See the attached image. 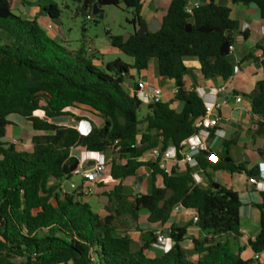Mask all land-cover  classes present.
Here are the masks:
<instances>
[{"label": "trees", "instance_id": "obj_1", "mask_svg": "<svg viewBox=\"0 0 264 264\" xmlns=\"http://www.w3.org/2000/svg\"><path fill=\"white\" fill-rule=\"evenodd\" d=\"M70 1L79 4L86 15L97 6L99 17L104 7L124 5L133 12L130 24H144L140 16L144 0ZM189 1L172 0L156 33L145 37L134 33L124 42L122 36L108 32L112 47L134 63L117 59L100 69L93 64L95 56L84 47L70 50L54 42L36 20L22 19L12 12L9 0H0V264H259V259H242L228 244L231 238L240 239L242 203L238 193L213 182L206 188L197 185L189 167L179 174L175 169L162 170L159 161L141 160L155 148H180L195 133L196 120L205 114L197 91L184 90L185 59H197L207 80L228 81L234 75L230 53L220 54L224 44L234 45L233 34L239 29L231 18L232 9L214 0H197L200 6L190 16L186 12ZM231 2L254 5L264 19V0ZM43 10L53 20L61 16L56 4ZM256 49L264 51V45ZM251 58L252 54L247 57ZM152 61L157 63L159 76L178 87L173 102L183 104L181 112L162 102L148 105L141 116L142 102L124 91L123 83L131 71H147ZM262 67L264 74V61ZM248 98L253 115L262 122L264 136V78ZM78 107L96 114L103 126L92 125L82 134L35 115L42 112L48 119L70 116L80 120L70 112ZM13 115L27 119L33 130L48 133L33 137L32 152H19L14 145L3 143ZM231 145L224 142L220 154L213 150L199 154V170L258 176L257 168L248 171L231 159ZM76 149L116 157L110 165L115 185L105 194L110 204L104 215L83 202L81 192L61 194L62 185L71 181L79 165L73 154ZM213 155L217 162L210 160ZM142 167L150 171L149 191L134 195L123 182ZM157 176L162 177L163 188L156 187ZM168 190L172 196L167 200ZM261 195L263 202L257 206L261 231L250 244L258 257L264 253V192ZM177 205L198 212L195 225L205 234L203 239L191 240L190 249L183 246L187 229L178 226L169 230L172 249L168 253L154 246L155 238L143 239L142 247L133 250L131 238L116 235L119 230L131 231L135 226L131 222L138 223L143 216L152 225H165ZM152 249L158 250L154 257L148 255Z\"/></svg>", "mask_w": 264, "mask_h": 264}, {"label": "crops", "instance_id": "obj_2", "mask_svg": "<svg viewBox=\"0 0 264 264\" xmlns=\"http://www.w3.org/2000/svg\"><path fill=\"white\" fill-rule=\"evenodd\" d=\"M9 1L11 4V9L17 11L19 13V17L28 21L36 20L39 26L51 40L61 43V45L68 43L66 36L63 34L62 27L57 23L56 20L51 19L49 15L43 10V8L53 5L54 3L52 1L48 0V3H45L46 1L44 0ZM14 1L16 2L15 7L13 6ZM214 1L218 5L230 7L232 9L231 18L237 21L239 25L238 31L233 34L234 51L232 52V60L234 62V75L228 81H224L220 78L207 80L201 75L199 61L195 58H187L185 59V65L187 66L188 73L182 80L184 90L197 91L199 89H203L209 93L211 90L218 89L224 85L231 86V92L224 96H220L228 99V105L220 110V129L224 133V138L210 140L212 150L220 154L223 151V143H231V159L236 164L243 165L248 171H252L257 168L258 176H256V178L259 181L264 182V150L262 149L264 146V136L263 134L261 136L257 135V132L260 130L259 122H261V120L257 116L253 115L251 110V102L248 98V96L255 91L257 83L264 78L262 67L263 60L260 58L261 52L263 51L256 49L257 45H264V19L261 18L259 10L254 5H234L232 4L231 0ZM171 2L172 0L143 1L140 16L144 24L147 26L149 33H156L160 30L162 26V20L167 15ZM195 2H197V0L189 1L190 4H194ZM139 28L140 27L138 26V29H135L134 33H136ZM85 49L87 52L95 56L93 64L100 69H104L107 63L113 62L117 59H120L126 63L122 59V55L125 54L112 47L107 37L97 39L92 47L89 46ZM250 54H252V58L247 59ZM107 57L115 59H109L110 61H106L108 60ZM133 63L126 64L133 65ZM136 74L140 77L139 82L144 81L153 86L162 88L164 91L163 102L171 104V108L176 112L182 111L183 104L179 102H173L174 95L171 93V91L174 87H177L175 82L161 78L159 76L156 61H152L148 70L140 74H138L136 71H131L130 75L123 83L124 91L130 96H134L137 89V84L130 81V79ZM158 76L161 79H159ZM237 96H241L243 98L241 103L236 102L235 99ZM209 98L212 99V96ZM75 110L76 108L70 109V112L74 116L82 118L79 123L75 121V118L70 116L57 119H48L47 121L58 126L75 128L82 134L88 133L92 125L98 128L103 126V121L89 109L86 108L88 111L86 115H77L74 112ZM35 115L41 117L43 120L45 118V116H41L37 113ZM94 118L100 120L101 122H97ZM9 121L11 122V125L6 129V135L3 139V143L14 145L16 150H18V148L21 146L20 151L32 152L33 137L48 134L47 132L33 130L32 124L25 118L13 115L9 117ZM83 151V149H76L74 150L73 154L76 157H79ZM167 167L169 171L175 169L179 174H185L188 170V166L181 162L176 163L169 161L167 163ZM201 176L204 179V183L201 186L205 188L208 187L209 182H213L225 189H229L238 193L242 203L240 209V239L238 241H234L231 238L228 241V244L232 247L233 252L237 255H240L242 259L255 260V253L253 252L250 244L256 240L261 231L262 215L257 206L263 202L261 194L264 192V190L250 184V177L245 172L228 173L226 171L208 170L206 172H201ZM139 178L142 179L141 184L138 185L141 187V193L147 194L150 187V171L147 168H140L136 176L125 180L123 185L135 191L134 184L137 180H139ZM80 180L81 183L78 185V188H81L84 184L83 180ZM114 185L115 183L110 177L109 166L104 180L95 186L94 194L98 188L110 192ZM156 187H164L163 179L160 176H157ZM101 199L102 198H99V201ZM108 210L109 207L106 206L104 207V212L102 214H100L99 210L94 211L100 215H104ZM197 214L198 212L194 209L180 208V210L177 212H172L170 220L165 225H153L150 227H147L146 225L147 231H139L136 233L133 231L119 230L116 235L119 237L127 235L133 241H136L137 236L140 235L143 245L145 234L150 233L155 235V233L159 230L167 233L172 226H178L187 229V239L185 240L183 246L186 249H190L192 247L191 240L205 238V234H203L196 227L193 221ZM137 226L139 229L142 228L140 227V224H137L133 227ZM157 251L158 250L152 249L148 252V255L150 257H154ZM258 262L259 264H264V253L259 257Z\"/></svg>", "mask_w": 264, "mask_h": 264}, {"label": "built area", "instance_id": "obj_3", "mask_svg": "<svg viewBox=\"0 0 264 264\" xmlns=\"http://www.w3.org/2000/svg\"><path fill=\"white\" fill-rule=\"evenodd\" d=\"M199 6V1L194 4H189L186 7L187 14L191 16L193 14V10ZM91 15L92 14H88L86 16L88 21L93 20ZM233 51L234 46H229V53H232ZM260 58L264 61V51L261 52ZM229 92H231L230 85H224L218 89H213L209 93L203 89L197 90L199 97L203 101L205 114L196 120L195 133L186 139L180 145V148L171 146L165 151H162L160 148H155L146 152L141 160L159 161L160 168L166 172H170L167 167V163L169 161L184 163L193 170L192 175L196 184L202 185L204 183V179L201 176V171L199 170V164L196 157L202 152H209L212 150L210 140L224 138V133L220 129V110L228 105V99L220 96H224ZM171 93L175 96L178 93V87H174ZM134 96H136V98L142 103L154 105L163 102L164 91L160 87L140 81L137 84ZM210 96H212V99L209 98ZM235 100L237 103H241L243 98L241 96H237ZM78 159L79 165L73 172V178L82 179L84 184L81 188H78L77 185L71 183L70 187L67 188L65 183L61 187V194L66 195L81 192L85 196H92L95 191V186L104 180L107 169L111 165L114 158L113 156H107L103 152L84 150ZM210 160L212 162H217L218 159L213 155L210 157ZM249 182L257 188L264 190V182L259 181L256 177H250ZM180 208L182 207L177 205L173 211L177 212ZM193 221L196 223L198 218L195 217ZM154 238L156 240L154 246L163 253H168L172 249V239L169 236V232L165 233L164 231L159 230L155 233ZM255 259L258 260L259 257L255 255Z\"/></svg>", "mask_w": 264, "mask_h": 264}, {"label": "rangeland", "instance_id": "obj_4", "mask_svg": "<svg viewBox=\"0 0 264 264\" xmlns=\"http://www.w3.org/2000/svg\"><path fill=\"white\" fill-rule=\"evenodd\" d=\"M45 3H48V0ZM54 4L58 6V8L61 11V16L57 21V23L62 27L63 34L66 36V40L68 43H66L65 46L70 50H76L80 49L82 47L87 48L89 46H93L94 42L97 39L100 38H108L107 33L110 32L111 35L114 36H122L125 38L127 35L134 34L135 29H138V26H134L129 23V20L133 18V12L131 10H128L124 5H120L119 7L115 6H107L103 8L102 17H99L97 15H94L92 12H89L88 14H92L93 20L88 21L86 17L82 16L81 13V6L73 1L70 0H50ZM13 6H16V2L14 1ZM12 12L19 16L18 12L15 10H12ZM83 27H85L86 32H83ZM138 31V30H137ZM55 42V41H54ZM61 45V43H59ZM230 58L233 59V54L230 53ZM109 59H115V58H109ZM122 59L126 63L132 64L134 61L132 58L128 57L127 55H122ZM159 79H161L158 76ZM140 80L139 75H134L133 78L130 79L132 83L138 84ZM147 104L142 103L140 115L143 116L147 112ZM77 115H86L88 111L86 108L78 107L74 111ZM37 114L44 116L42 112H37ZM11 117V116H10ZM77 117V116H76ZM80 120L75 119L76 122H80L82 120L81 117ZM97 122H101L100 120L94 118ZM21 147V146H20ZM20 147L17 151H20ZM113 158L116 159L115 156ZM74 183L75 185H79L81 183V180L79 178H72L71 181L66 182V187L69 188L70 184ZM135 187H138L136 183L134 184ZM141 188V187H140ZM132 190V189H131ZM141 193V190L140 192ZM105 194H107V190H102L101 188H98V190L95 192L92 196H85L83 195L82 201H84L86 204L90 205L93 210H99L100 214L104 212V207L108 206L110 204V201L104 198ZM99 198H102V201H99ZM126 219V218H125ZM126 221H129L126 219ZM133 225H139L142 227L139 229L138 227H133L131 231L133 232H145L146 225L147 227L153 226L152 224L147 222V218L143 216L138 223L131 222ZM142 246V241L140 235L137 236L136 241H133V250H139ZM19 262V261H18Z\"/></svg>", "mask_w": 264, "mask_h": 264}, {"label": "water", "instance_id": "obj_5", "mask_svg": "<svg viewBox=\"0 0 264 264\" xmlns=\"http://www.w3.org/2000/svg\"><path fill=\"white\" fill-rule=\"evenodd\" d=\"M201 2H205V0H202ZM94 15H98L99 11L97 10V6H94ZM82 16L85 17L86 16V12L84 10L81 11ZM136 34L140 37H145L149 34L148 32V28L145 24L141 25L139 30L136 32ZM131 35H127L125 38H123L124 42H127L130 39ZM220 54L222 56H228L229 55V46L227 44H224L220 50ZM45 121L48 120L47 117L44 118ZM259 126H260V130L257 132L258 136H261L263 134V129H262V122H259ZM264 150V146L262 148ZM142 179L139 178V180L136 181V185L141 184ZM141 188L140 186L135 187V191H134V195H137L140 192ZM172 196V191L168 190V196H167V200L170 199V197ZM105 199H107L108 201H110V198L107 196H104ZM102 201V200H100ZM165 204V202L161 203V207ZM144 240H148V241H153L154 237L150 236V233H147L144 235Z\"/></svg>", "mask_w": 264, "mask_h": 264}]
</instances>
